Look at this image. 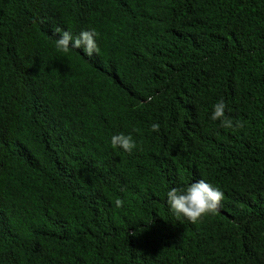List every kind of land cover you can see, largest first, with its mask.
Wrapping results in <instances>:
<instances>
[{"label":"trees","instance_id":"obj_1","mask_svg":"<svg viewBox=\"0 0 264 264\" xmlns=\"http://www.w3.org/2000/svg\"><path fill=\"white\" fill-rule=\"evenodd\" d=\"M0 264H264V0H0Z\"/></svg>","mask_w":264,"mask_h":264},{"label":"clouds","instance_id":"obj_2","mask_svg":"<svg viewBox=\"0 0 264 264\" xmlns=\"http://www.w3.org/2000/svg\"><path fill=\"white\" fill-rule=\"evenodd\" d=\"M56 33H62L55 41V46L58 51L67 53L70 48H83L88 56H92L99 51L96 37L98 33L95 29L83 30L76 37H73L71 32L62 31L61 28L55 29ZM148 102H151L153 97L149 96ZM226 104L220 100L213 106L211 120L221 121L220 127L233 129L243 127L240 119L233 121L232 118L225 115ZM159 124L153 123L151 130L153 132L159 131ZM113 147L122 148L124 151L131 153L137 147L131 135L120 133L111 138ZM223 192L212 184L204 180H198L183 189L172 188L167 192L166 203L170 211L176 217H182L189 222L195 224L201 220L205 215L214 214L220 207L223 200ZM116 207H122L123 201L119 198L115 201Z\"/></svg>","mask_w":264,"mask_h":264}]
</instances>
